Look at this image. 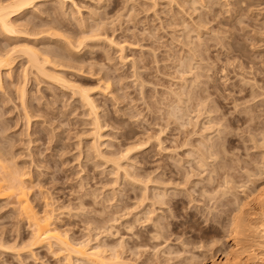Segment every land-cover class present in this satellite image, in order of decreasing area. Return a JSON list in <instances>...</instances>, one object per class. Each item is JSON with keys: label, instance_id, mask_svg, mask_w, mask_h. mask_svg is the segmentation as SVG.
<instances>
[{"label": "rangeland", "instance_id": "1", "mask_svg": "<svg viewBox=\"0 0 264 264\" xmlns=\"http://www.w3.org/2000/svg\"><path fill=\"white\" fill-rule=\"evenodd\" d=\"M74 1V6L71 3H67L63 8L58 1L48 2L39 7L42 10L41 12H39L40 10H37L38 12L34 10V14H30L29 17L35 19L36 23L39 25L43 24V28L39 26L40 30L43 31L52 28V26L49 29L47 27L55 18L60 22V27L57 26L59 32L55 28L56 32H58V37H60L52 39L44 34L42 36H46L45 43L41 40L42 42L39 41L37 45L40 43L39 46L43 47L55 45L52 49L65 52V43L69 38L70 40L73 39V41L77 38L75 41H78L84 31H93L96 28V31H98L96 33H99V37L103 36V34V37H108V35L109 38L112 37L113 42H115L114 46L112 43L109 45L106 40L103 41L106 38L102 39L101 37L98 42L97 37L92 39V41L96 40L95 43L88 42L89 47L76 49L73 53L77 51L76 56L74 54V59L77 62H72V65L77 67L81 64L79 67H86L83 68L84 73L79 70L78 72L76 70H73L74 72L67 70L65 78L72 82V84L69 83L70 89L69 86L64 88L60 85L41 84L42 81L37 83L39 81L31 80L27 87V103L28 106H31L27 110L28 113L26 110L24 111V107L18 98L19 91H17V88L19 90L20 87L16 83V85L10 86L11 81L9 82L6 79L8 83L5 84V89L0 90V149H4V157H6L4 163H7V165L10 163L9 166L12 167L9 168L10 171L19 169V172L29 173L30 180H27L26 186L30 185L29 187L33 188H31V192L29 190L30 202H33V206L38 211H42L45 208L47 200L53 207L55 205L53 210L57 208V212H54V214L56 213L57 226L60 227L62 232L68 233L67 235L73 241L88 242L92 239V247L102 244L107 246L111 242L114 243V241L115 244H119L122 240H125L124 243H128L129 240H132V232L134 233L133 236L139 234L142 240L147 241L146 239H148L150 241L149 233H160L162 227L166 232L165 229L169 228L170 230L173 229L172 232L174 231L173 233L175 234L168 229V234H165L166 237L163 235L165 239L162 237L157 240L163 244L156 242L158 246L160 245L156 249L160 250L159 252L161 253H155L157 252L156 249L152 252L153 248L149 249V247L143 248V250L141 248V251L149 253L148 256L151 257L152 261L156 260L157 262L159 256V260L162 263L164 262L163 264H175L185 258L189 259V261L190 258L191 260L194 258L196 261L193 259L191 263L200 264L203 257L207 256L206 253L210 254L206 247L209 249L212 244L211 247H214L213 251H216L218 247L222 249L230 245L229 236H227L230 222L224 216L225 214L221 215L222 212L218 211L219 209L222 211V205H225V208H236L235 196V201L231 200L233 203L230 201L231 193H228L230 196L226 195V200L224 199L225 196L221 199L222 196L220 194L218 198H213L215 200L212 199L218 192L212 194V191L216 188V183L218 184L221 179L218 177L215 180L213 179L218 173H212V176L209 174L211 172L210 169H213L211 165L218 166L216 164H219L220 157H222V160L226 158V163L230 159L233 160L227 163L228 165H232V163L236 166L241 165V169L235 167L238 169V173L249 165L250 173H255L251 172V169L254 171L257 166L258 168L263 167L261 160H264V144L262 142L264 140V0ZM55 13L60 16H55ZM44 22H49L50 24L48 23L49 25L47 26V23ZM100 23H102L101 26L97 28ZM203 24L205 26H202ZM102 26L105 27L103 28ZM55 29L53 30L55 31ZM99 29H102V31ZM65 38L68 39L66 40ZM1 42L2 47L7 43L3 40ZM115 44L119 45L116 46ZM62 45L65 46L63 47ZM122 46L124 47L123 51H121ZM39 48L41 49L42 47ZM83 62L86 63L83 64ZM15 69L13 80L16 81V78L21 77L23 68L18 64ZM93 69H95V72ZM91 73H93V76L96 75V77H93ZM189 73L191 75H188ZM106 78L108 80H104ZM104 81L107 82V86L110 84L108 86V88L110 87V90L108 89L109 92L105 87L106 83ZM246 83L248 86L245 85ZM74 85L75 89L77 87L80 90H90L89 94L98 108L96 112L100 114L99 122L104 126H102L104 130L100 132L102 141L95 137L96 132L94 130H96V127L93 124L95 122L93 113L79 97L80 90L79 92L77 90V94L74 93L76 91ZM241 88L244 92H240L242 91ZM250 88L256 90L258 96L261 94L263 96H257L258 99L252 97ZM257 88L260 90L263 88V90L259 91ZM207 90L210 96L206 92ZM199 92L200 94L204 93L205 100L206 96H208L207 100L210 98L209 101H205L206 104H203L209 105L210 108L212 106L213 109V106H216L215 109H218V113L205 114V109L209 107L202 108L205 105L201 104V99L192 102L190 98L197 96ZM188 93H192V95ZM181 99L186 101L187 104L184 102L180 103L182 102L180 101ZM236 102L239 107H237ZM184 104L187 107L192 105L190 107L194 111L187 108L189 113L184 111L186 114L184 113L183 115L181 112L186 109ZM252 106H254V113L250 112L252 115L249 116L246 109ZM177 107L178 109L181 107L178 111H180L182 117L178 115L177 109L174 111ZM25 113L32 116L28 122ZM174 114L179 116L180 119H177L179 117ZM247 119L250 120V124L246 122L249 121ZM223 125L226 127L224 128ZM249 125L250 129H248ZM253 127L255 130H253ZM223 129H226L224 131L225 134L227 132V136L224 135ZM219 130L223 134L219 133ZM219 134L220 137L218 136ZM217 136L218 138L215 139ZM204 137L206 138L205 141L211 138L216 142L220 138L225 137L226 139H224L227 141L220 139L216 144L218 145L223 141L221 144H225V147L228 148L227 154L230 157L220 155L219 160L216 159L219 162L213 163L215 157L209 161L210 164L213 163L211 165L208 163L211 168L208 166V168L200 167L199 160L202 159V155L200 156L201 159H199L200 152L205 154L206 151V148H204L205 151H202L200 145L203 143L204 147L207 145L203 140ZM96 145L104 156L100 157L96 154L94 150ZM133 147L136 151L133 149L126 160L127 162L125 160L123 162L120 157L123 158L122 155H125L124 150ZM247 147L248 150L245 151ZM247 153L250 156H247ZM241 157L244 161L247 157V159L250 158L248 160L249 164L247 163L246 165L242 159H239L242 164L237 165V163L239 164L237 158ZM118 159L122 160L120 162L124 166L122 167L123 170H116L117 168L111 162ZM200 164L202 163L200 162ZM260 164L262 167L259 166ZM259 169L257 170L259 171ZM259 172H257L258 175ZM238 173L231 171V174L235 175V179L240 176ZM211 179L214 182H211ZM238 179L234 180L238 185L232 183L229 187L238 188V191L236 189L237 195L241 199L246 189L243 190L245 185H243L241 179ZM239 181L240 185H243L241 188H239ZM32 183L34 184L32 185ZM208 183L211 184L213 189L210 188ZM204 187L210 190L209 192L211 193L207 192L206 194L207 190ZM233 187L231 188L232 191L228 190V192H234L232 193L234 195L237 192L233 191ZM217 188H219L218 185ZM204 190L205 192H203ZM156 193L163 195L162 197L164 198L161 200L165 203L160 200L161 195L158 197ZM155 198L157 200L159 198L163 204H160ZM210 198L211 201L220 202L218 204L216 202L213 203ZM5 200H0V245H2L0 246V264H65V258L59 255V261L57 259L59 257L55 256L56 253L53 252L54 254H52V251L50 252L47 246L34 249V251L31 249L20 250L22 245H26L24 244L25 242H29L30 239L28 238L31 236V231L27 221H23L20 216L18 217V211L10 204L11 201ZM141 200L143 201L141 202ZM222 200H225V202ZM154 201L155 203L153 204ZM226 201L231 206H228ZM220 203L221 206L217 207ZM79 204H82V207ZM215 204L216 207H213ZM214 208L219 209L218 211L216 209L213 211ZM211 209L213 213H219L222 219L224 216L225 219L223 220L226 226L218 228V236L215 238L213 236L217 234L213 235L212 233L215 232L210 231L206 235V237L209 236L207 239L204 238L205 236L202 237L204 234L201 232H203L205 224H207V217H209L208 219L212 218ZM204 212L212 215H202ZM130 213L132 214L129 216ZM114 216L118 218L120 216V218L118 219ZM202 216L206 217V219H202ZM112 218L116 219V221L112 220ZM150 218L153 221H150ZM135 221L140 223L135 224L136 226H133L135 228L134 230L132 228L133 231L131 232L128 230L131 229L129 228L130 226L127 227V225L129 223L133 225ZM209 222L211 223V220ZM209 222L208 224H210ZM143 225L144 227H142ZM160 226L162 227L159 228ZM97 227L100 228V231H98L99 228ZM107 227L110 229L109 232H107ZM200 227L203 229L201 230ZM223 227L225 230L222 229ZM112 232L114 236H112ZM169 233L173 235L171 234L170 237ZM220 234L223 235L220 236ZM128 235L130 237L126 238ZM133 236L132 238L135 237ZM219 236L221 239H219ZM210 238L213 241L210 240L212 243L208 241ZM178 240L182 241L181 244ZM215 240L216 242H214ZM184 241H190L191 244L185 246L184 244L187 243ZM205 242L207 243L205 244ZM154 244L153 242L152 245ZM15 245H18L19 249L18 246L14 248L16 247ZM200 246H202V249ZM180 247L184 248V250L187 249L188 252L180 254L182 250ZM102 248L105 249V247ZM192 249L193 252H191ZM169 250L174 251L173 253L171 252L172 255L168 253ZM179 250L180 252L176 253ZM26 252H29V254ZM130 252L126 254L128 259L134 260L136 257V261L145 260L143 256L137 255V257L131 255L132 252ZM165 252L166 256L164 255ZM153 253L157 254V256H154ZM187 254L190 255L188 256ZM154 257L157 258L154 259ZM222 258V255L220 256V253H217L216 259L221 261ZM169 260L171 261L169 262ZM75 261L76 259L73 263ZM204 261L205 258L202 264H206ZM191 263L189 262V264Z\"/></svg>", "mask_w": 264, "mask_h": 264}, {"label": "bare ground", "instance_id": "2", "mask_svg": "<svg viewBox=\"0 0 264 264\" xmlns=\"http://www.w3.org/2000/svg\"><path fill=\"white\" fill-rule=\"evenodd\" d=\"M53 1H58L59 2V4H61V7L63 8V7H65V5L67 4V3H71V4H73V6H74V3H75V1L74 0H0V42L3 40V41H6L7 43H6V47L4 48V47H2L3 45H1L0 46V90L1 89H5V84H7L8 82L6 81V79L7 80H9V82L11 81V83H10V86L11 85H14L15 83L20 87V89L18 90V88H17V91H19V93H18V98H19V100L21 101V105L24 107V111L26 110V112H27V110H28V108H30L31 106H28V103H27V95H28V92H27V87L29 86V84H30V82H31V80L33 81V79H35L34 81H39V82H37V83H41V81H42V83L41 84H44V83H50L51 85L53 84V85H60L61 87L63 86L64 88H68V86H69V83H71L72 84V82H69V79L67 80L66 78H65V75H66V72H67V70H72V72H74L75 70L78 72V70L79 71H81V72H83L84 70H83V68H85V67H83V66H81V67H79L81 64H79V63H77V64H79V66H77L76 67V65H72L73 63H76L77 61L74 59V54H75V56H76V53H77V51H76V53H73L76 49L78 50V49H81V47H83V49L84 48H87V47H89L90 45H89V43L88 42H96V40H94V41H92V39H94V38H97L98 37V39H97V41L99 42V38H101L102 37V39L103 38H106V39H104L103 41H105L106 40V42H108V44L110 45V43H112V45L114 46V43L115 42H113V39H112V37L111 38H109V35H108V37H103L104 36V34H103V36L101 35V37H99L100 35H99V33H96V32H98V31H96V28L92 31H84L83 32V37H82V35H81V39H79L78 41H75L76 39H74V41H73V39H71L70 40V38H69V40L65 43L66 44V46L64 47L63 45V47H64V51L65 52H63V51H58V50H54V49H52V47H54L53 45H52V47H48L47 45V47L49 48H47L46 46H39L40 44H38L37 45V43H39V41H44L43 43H45V37L47 36V37H50V38H55V37H58V32H59V28L57 29V26H59L60 24V22L57 20V18H55L54 19V21L52 22L53 23V25H52V23L50 24L49 22H44V23H47V26H44V27H47L48 29L50 28V26H52V28H50L49 30H40L41 28L39 27V26H41L42 28H43V24L41 25H39L38 23H36V21H35V19H32V18H30L29 16H30V14H32L33 13V11L35 10V11H39L40 9H39V7L41 6V5H43V4H46V3H48V2H53ZM171 1V0H170ZM54 4H56V3H54ZM67 7V6H66ZM76 7H77V5H76ZM61 8V9H62ZM73 8V7H72ZM78 9V8H77ZM76 9V10H77ZM56 10V9H55ZM59 10V9H58ZM64 10V9H63ZM37 11V12H38ZM42 10H40L39 12H41ZM79 11V10H78ZM61 12V11H60ZM71 12H72V10H71ZM69 13V12H68ZM67 13V14H68ZM34 14V13H33ZM32 14V15H33ZM37 14H40V13H37ZM56 14V13H55ZM81 14V13H80ZM57 15H59V14H56L55 16H57ZM77 15V14H76ZM41 16V15H40ZM40 16H38V17H40ZM60 16V15H59ZM58 16V17H59ZM67 16V15H66ZM65 16V17H66ZM75 16V15H74ZM74 16H73V18H74ZM47 17V16H46ZM50 17H51V15H50ZM96 17V16H95ZM42 18V17H41ZM40 18V19H41ZM94 18V17H93ZM65 20V19H64ZM199 20V19H198ZM82 21V20H81ZM93 21V20H92ZM99 21V20H98ZM97 21V22H98ZM204 21V20H203ZM84 22V21H83ZM82 22V23H83ZM101 22V21H100ZM103 22V21H102ZM43 23V22H42ZM49 23V24H48ZM70 23V22H69ZM80 23V22H79ZM78 23V24H79ZM89 23V22H88ZM184 23V22H183ZM101 24L102 23H100V24H98V25H96V26H98L97 28H99L100 26H101ZM104 24V23H103ZM171 24V23H170ZM186 24V23H185ZM46 25V24H45ZM184 25V24H183ZM181 26V25H180ZM202 26H205V24H203ZM60 27V26H59ZM84 27V26H83ZM103 27V26H102ZM105 27V26H104ZM103 27V28H104ZM106 27H107V25H106ZM58 30V32H56L57 30ZM102 28V29H103ZM53 29H55V31L53 30ZM81 29V28H80ZM87 29V28H86ZM90 29V28H89ZM102 29L100 30V31H102ZM106 29V28H105ZM104 29V30H105ZM52 31V32H51ZM79 31H81V30H79ZM95 32V33H94ZM44 34H46V36L44 37V36H42V35H44ZM61 34V33H60ZM59 34V35H60ZM77 34V33H76ZM75 34V35H76ZM97 34H98V36H97ZM40 36H42L41 38H40ZM38 37V38H37ZM60 37V36H59ZM58 37V38H59ZM65 37V36H64ZM37 38V39H36ZM67 38V39H68ZM72 38V37H71ZM66 39V38H65ZM66 39V40H67ZM41 41V42H42ZM49 41H51V40H49ZM102 41V40H101ZM100 41V42H101ZM52 42V41H51ZM97 42V43H98ZM118 42V41H117ZM2 43V42H1ZM50 43V42H49ZM93 43V44H94ZM96 43V45H98ZM138 43V42H137ZM195 43V42H194ZM3 44V43H2ZM47 44V43H46ZM53 44H54V42H53ZM104 44H105V42H104ZM121 44V43H120ZM125 44H126V42H125ZM133 44V43H132ZM31 45H33V46H31ZM43 45V44H42ZM89 45V46H88ZM116 45V44H115ZM119 45V44H118ZM118 45H116V46H118ZM190 45V44H189ZM188 45V46H189ZM42 47L41 49L39 48V47ZM51 46V45H50ZM126 47V46H125ZM132 47V46H131ZM134 47V46H133ZM45 48V49H44ZM121 48V47H120ZM123 46H122V48H121V51H123ZM222 48H223V46H222ZM60 49V48H59ZM119 49V48H118ZM94 50V49H93ZM207 52V51H206ZM204 53V52H203ZM124 54V53H123ZM80 55V54H79ZM124 56H126V55H124ZM79 58V57H78ZM198 58V57H197ZM20 59V60H19ZM125 59V58H124ZM74 61H76V62H74ZM122 61V60H121ZM232 61V60H231ZM73 62V63H72ZM81 63V62H80ZM84 63H86V62H83V64ZM125 63V62H124ZM18 64H20L21 65V67L23 68V70H22V75H21V77L19 76V78L17 79L16 78V81L15 80H13V78H14V75H15V72H14V70H16L15 68H16V66H18ZM88 64H89V62H88ZM133 64V63H132ZM93 65V64H92ZM187 65V64H186ZM98 66V65H97ZM182 66V65H181ZM190 67H191V65H189ZM87 67H89V66H87ZM96 67V66H95ZM178 67V66H177ZM180 67V66H179ZM186 67V66H185ZM182 68V67H181ZM180 69V68H179ZM74 70V71H73ZM92 70V69H91ZM194 70V69H193ZM196 70V69H195ZM20 71V70H19ZM93 71L95 72V69H93ZM187 71H189V70H187ZM191 71V70H190ZM93 72V73H94ZM177 72V71H176ZM233 72V71H232ZM80 73V72H79ZM84 73V72H83ZM90 73V72H89ZM93 73H91L92 74V76H93ZM135 73V72H134ZM192 74H193V72H191ZM191 73H189L188 75H191ZM85 74H86V71H85ZM88 74V73H87ZM182 74V73H181ZM197 74V73H196ZM69 75V74H68ZM80 75V74H79ZM133 75H135V74H133ZM136 75H137V73H136ZM180 75V74H179ZM73 76V75H72ZM107 76V75H106ZM105 76V77H106ZM238 76V75H237ZM93 77H96V75L95 76H93ZM109 77V76H108ZM107 77V78H108ZM200 77V76H199ZM241 77V76H240ZM104 79V80H108V79ZM143 79V78H142ZM194 79V78H193ZM13 80V81H12ZM110 80V79H109ZM140 80V79H139ZM244 80H245V78H244ZM254 80V79H253ZM43 81H45V82H43ZM71 81V80H70ZM103 81V80H102ZM143 81V80H142ZM248 81H251V80H248ZM256 81V80H255ZM6 82V83H5ZM75 83V82H74ZM104 83H106V85H105V87H106V89L108 90H110V87L108 88V86L110 85H108L107 86V82H105L104 81ZM251 83V82H250ZM15 84V85H16ZM50 84H48V85H50ZM196 84V83H195ZM252 84V83H251ZM256 84H257V82H256ZM255 84V85H256ZM50 85V86H51ZM76 85V84H75ZM75 85H74V89H75ZM144 85V84H143ZM203 85V84H202ZM246 86H248L247 85V83L245 84ZM250 85V84H249ZM258 85V84H257ZM257 85H256V87H257ZM254 86V85H253ZM15 87H17V86H15ZM71 87H73V85H71ZM100 87V86H99ZM144 87V86H143ZM197 87V86H196ZM250 87V86H249ZM252 87V86H251ZM63 88V89H64ZM82 88V87H81ZM84 88V87H83ZM104 88V87H103ZM246 88V87H245ZM259 88H261V87H259ZM259 88H257V89H259ZM69 89H70V86H69ZM88 89V88H87ZM105 89V88H104ZM103 89V90H104ZM192 89V88H191ZM249 89V88H248ZM251 89V88H250ZM7 90V89H6ZM76 90V91H75ZM73 92L75 93V94H77L76 92H77V90H78V92H79V88H77L76 87V89H75ZM109 90H108V92H109ZM241 90H242V88H241ZM246 90V89H245ZM252 90V89H251ZM263 90V88L260 90L259 89V91H262ZM16 91V92H17ZM70 91V90H69ZM89 89L88 90H84V89H82V90H80V98H81V100H82V102L83 103H85V105L86 106H88L89 108H90V111H91V113H93V116H94V121L95 122H93V124H95V126L94 127H96V130H94L96 133V136H95V134H94V136L95 137H98L97 139L100 141L101 140V138H102V135H101V131H103L104 130V126H103V124H100V120H99V118H100V114H98V112H96V110L98 109L97 108V106H96V104H95V101H94V99L92 98V96L89 94ZM105 91V90H104ZM175 91V90H174ZM248 91V90H247ZM258 91V90H257ZM191 92V91H190ZM207 93H208V90L206 91ZM240 92H244V90H242V91H240ZM250 92V91H249ZM264 92V91H263ZM262 92V93H263ZM251 93V92H250ZM7 94V93H6ZM188 94H191L192 95V93H188ZM188 94H187V96H188ZM209 94V93H208ZM249 94V93H248ZM260 94H261V92H260ZM144 95V94H143ZM181 95V94H180ZM191 95H190V97H191ZM193 95H194V93H193ZM196 95V94H195ZM262 95V94H261ZM261 95L260 96H258V94H257V92H256V90H252V97H255V98H257L258 99V97H261ZM77 96V95H76ZM177 96V95H176ZM209 96H210V94H209ZM212 96V95H211ZM248 96H250V95H248ZM258 96V97H257ZM263 96V95H262ZM190 97H188V98H190ZM195 97H197L195 100H194V98ZM207 97L208 96H206V100H207ZM251 97V98H252ZM29 98V97H28ZM181 98H183V97H181ZM185 98V97H184ZM188 98H187V100H188ZM193 98V99H192ZM191 100H192V102L193 101H196L197 99L199 100V99H201V104H203V103H205V96H204V93L203 94H200V92H199V94L197 95V96H192L191 98H190ZM210 99V98H209ZM209 99L207 100V101H209ZM183 99H181L180 101H182ZM191 100H189L190 102H191ZM203 100H204V102H203ZM249 100V99H248ZM253 100H254V98H253ZM180 101H178V102H180ZM246 101V100H245ZM186 103V101H182V102H180V103ZM191 102V103H192ZM212 102V101H211ZM239 102V101H238ZM241 102V101H240ZM237 103V102H236ZM250 103V102H249ZM174 104H176V103H174ZM187 104V103H186ZM186 104H184L186 107V109L187 108H190V110H192V107H190V106H192V105H190V106H188L187 107V105ZM201 104H198V105H201ZM206 104V103H205ZM205 104H203V105H205ZM209 104H210V102H209ZM247 104V103H246ZM245 104V105H246ZM256 104V103H255ZM183 105V104H182ZM188 105H189V102H188ZM234 105L236 106V104H235V102H234ZM239 105H242V104H239ZM83 106V105H82ZM179 106H181V105H179ZM202 106V105H201ZM209 107V108H206V107ZM232 106H233V104H232ZM243 106V105H242ZM87 107V108H88ZM182 107H184V106H182ZM199 108H201L200 106H198ZM214 107V109L212 108V106H211V108H210V106L209 105H205V106H203L202 108H206L205 110V114L207 113V114H210V113H215V112H217L218 113V109H215L216 108V106H213ZM237 107H239L238 106V103H237ZM237 107H234V108H237ZM245 107V106H244ZM254 106H252L251 108L250 107H248L246 110V112L248 113V115L250 116V115H252L253 113H254V108H253ZM181 108V107H180ZM179 108V109H180ZM184 108V109H185ZM218 108V107H217ZM173 109V108H172ZM177 109V111L179 110L178 109V107L177 108H175L174 109V111ZM183 109V108H182ZM183 110V112H181L183 115H184V113L186 112H188V109L187 110ZM196 109V108H195ZM238 109V108H237ZM199 110V109H198ZM174 111H173V113H174ZM176 111V112H177ZM182 111V110H181ZM185 111V112H184ZM192 111H194V110H192ZM172 112V111H171ZM201 112V111H200ZM221 112V111H220ZM250 112H252V114H250ZM28 113V112H27ZM90 113V114H91ZM178 113V115H181V117H182V114H180V111H178L177 112ZM177 113H175L176 115H177ZM185 113V114H186ZM189 113V112H188ZM195 113H197V112H195ZM204 113V112H203ZM26 114V113H25ZM174 114V115H175ZM201 114V113H200ZM175 115V116H176ZM189 115V114H188ZM247 115V116H248ZM26 116V118H27V122L28 121H30V119L32 118V116H30L29 114H26L25 115ZM92 116V115H91ZM92 116V117H93ZM211 116H212V114H211ZM35 117V116H34ZM176 117H179V116H176ZM189 117V116H188ZM197 117V116H196ZM199 117V116H198ZM203 117V116H202ZM171 118V117H170ZM184 118V117H183ZM200 118V117H199ZM198 118V119H199ZM249 119H250V117H248ZM92 119V118H91ZM177 119H180V117L179 118H177ZM208 119V118H207ZM222 119V118H221ZM249 119H247V120H249ZM189 120V119H188ZM193 120V119H192ZM179 121V120H178ZM177 121V122H178ZM199 121V120H198ZM184 122V121H183ZM247 123L249 122V124H250V120L249 121H246ZM192 123V122H191ZM210 123V122H209ZM216 124V123H215ZM29 125H30V123H29ZM210 125V124H209ZM219 125V124H218ZM229 125V124H228ZM227 125V126H228ZM230 125H231V123H230ZM229 125V126H230ZM103 126V127H102ZM182 126V125H181ZM184 126V125H183ZM195 126V125H194ZM215 126V125H214ZM224 126V125H223ZM246 126H247V124H246ZM197 127V126H196ZM226 126H224V128H225ZM228 128V127H227ZM226 128V129H227ZM229 128H231V127H229ZM226 129H223V131L224 130H226ZM248 129H250V125H249V128ZM211 130V129H210ZM253 130H255V128L253 127ZM220 131V130H219ZM210 132V131H209ZM264 132V131H263ZM162 133V132H161ZM211 133V132H210ZM219 133H221V134H223L222 133V131H220ZM103 134V133H102ZM202 134V133H201ZM205 134V133H204ZM203 134V135H204ZM214 134V133H213ZM216 134H218V133H216ZM247 134H249V133H247ZM257 134V133H256ZM263 134V133H262ZM197 135V134H196ZM224 135H226L227 136V132H226V134H225V131H224ZM264 135V134H263ZM205 136V135H204ZM219 137H220V134L218 135ZM218 136L217 137H215V139L216 138H218ZM223 136V135H222ZM229 136V135H228ZM261 136V135H260ZM259 136V137H260ZM207 137V136H206ZM263 137V136H262ZM205 138V137H204ZM203 138V140L205 141L206 140V138L204 139ZM225 138V137H224ZM223 137L222 138H220V139H223L224 141H227V140H225ZM253 138H254V136H253ZM214 139V138H213ZM219 139V140H220ZM255 139V138H254ZM254 139H252V140H254ZM218 140V139H217ZM219 140H218V142H219ZM251 140V139H250ZM95 141V140H94ZM102 141V140H101ZM214 140H212L211 138H208V140L207 141H205L206 142V147H204V143L202 144V145H200V149L202 150V151H205V149L204 148H206V151H205V154L203 153H201L200 151H198V152H200V155H199V159H201L200 158V156L202 157V159L201 160H199V166L201 167V166H204V167H206V168H211V166H213V169L211 168L210 170H211V172L209 173V174H211V176H212V173H218L217 175H216V177H214L213 179L215 180L217 177L219 178V179H221L220 180V182H218V184L216 183V188H217V185H218V187L221 189H219V188H217V190H216V188L215 189H213V188H211V182H214V180L213 179H211L210 181H208V182H210L211 184H209L210 185V188L211 189H213V191H215V192H213L212 191V194L213 193H216L217 191V193L215 194V196H213L212 197V199L215 197V198H218L219 197V194H220V196H222L221 197V199L225 196V200H226V195H228V193H231V195L232 196H230V195H228V196H230V201L231 200H234V196H235V207L236 208H232V207H228V206H231V204L230 205H228V203H227V201H226V203H227V207L228 208H225V205H222V207H223V209H222V211H220L221 209H219V211H218V209L217 208H214V210L213 211H215V209L218 211V212H222L221 213V215L222 214H225L224 216H226L227 218H228V220H229V222H230V226H229V228H228V226H227V228H228V230H229V234H227V236H229L228 238H229V248L228 247H225V248H222V249H220L219 247L216 249V251H213V249H214V247L212 248L211 247V245H210V247H209V249L206 247V249H207V251L210 253L209 255H208V253H206V257H203V260H204V258H205V261L204 262H206V264H264V160H261L263 163H262V165H263V167H262V165L260 164L259 166H261L262 168H258V166H257V168L255 169V170H257V169H259V171L257 170V171H252L253 169H251V172H255V173H250V165L249 166H246V167H244V166H242V167H244V171L242 170V172H240L239 171V173H238V169H236L235 167H239V169H241L240 168V163L242 164V161L240 162L239 161V159L241 160L242 159V157L241 158H237L238 160H237V162H239V164L237 163V165H240V166H236V165H233V163H232V165H233V167H232V165L231 164H227V163H229V162H231V161H233V160H231L230 159V161L228 162L227 161V163L225 162L226 161V158H225V160L223 159L222 160V157H220V159L222 160H220V162L219 161H217L216 159H218L219 160V156L220 155H223L224 157L227 155L228 156V154H227V152L229 151L228 150V148H226L225 147V144H221V142H223V141H221L220 142V144H216V143H218V142H216V141H214L215 142V144H214V142H213ZM162 142V141H161ZM252 142V141H251ZM262 142H263V144H264V140H262ZM193 143V142H192ZM228 143V142H227ZM261 143V142H260ZM97 144V143H96ZM147 144V143H146ZM163 144V143H162ZM161 144V145H162ZM247 144H249V143H247ZM253 144H255V143H253ZM259 145V144H258ZM184 146V145H183ZM201 146H202V148L204 149H202L201 148ZM229 146H230V144H229ZM101 147V146H100ZM138 147V146H137ZM228 147V146H227ZM100 148L96 145V146H94V150H95V152H96V154L97 155H99L100 157L101 156H104L101 152H100V150H99ZM133 149H134V147L133 148H130V149H128V150H124V154L125 155H122L123 156V158L122 157H120L122 160H123V162H125L128 158H129V156H130V154H131V152L133 151ZM250 149V148H249ZM135 150V149H134ZM228 150V151H227ZM246 150H248V147H247V149L245 148V151ZM257 150V149H256ZM136 151V150H135ZM195 151V150H194ZM231 151V150H230ZM197 152V153H198ZM237 152V151H236ZM8 154V153H7ZM123 154V153H122ZM230 154H231V152H230ZM249 153H247L246 155L247 156H250V154L248 155ZM4 149L2 150V149H0V200H5V199H7V200H10L11 201V205H13V207L18 211V217L20 216V218L24 221H27V225H29L28 227H29V230L31 231V236H30V238H28V239H30L29 240V242L28 243H24V244H26V245H22L21 247H20V250L22 249H31V250H33L34 251V249H37V248H40V247H42V246H47L48 247V249L50 250V252L52 253V254H54V253H56L55 254V256H57V257H59V258H57L58 260L60 259V256H62V257H64L65 258V264H75L76 262H77V264H163L162 262H160V258H159V256H158V261L156 262V260L155 261H152L150 258L151 257H149L148 256V254L146 253V252H143V251H141V248H142V250H143V248H148L149 247V249L151 248H153L152 249V252L153 251H155V249L156 248H158V247H160V245L158 246V244H156V242L157 243H159L160 241H157V240H159V238H164V236H165V234H168V232H167V230L169 229H165L166 230V232L164 231V229H163V227L162 226H160L159 228H161L162 227V229L160 230V233H149L148 235H149V237H150V241H148V239H146L147 241H144V239L142 240L141 238H140V236H139V234L137 235H134L133 236V230H134V228L135 227H133L135 224H138V223H140L139 221H138V223L135 221V223L133 224V225H131V223H129L128 225H127V227L128 226H130L129 228H131V229H128V230H130L131 232H132V236L134 237V238H132V236H131V239L132 240H129L128 241V243H124V241L125 240H122V241H120V243L119 244H115V241H114V243H110V244H108L107 246H103L104 244H102V245H97V246H94V247H92L91 246V243H92V239H91V241L89 240L88 242L86 241V242H76V241H73L72 239H70L69 238V236L67 235L68 233H64V231L62 232V230L60 229V227H58L57 226V222H56V217H55V215H56V213L54 214V212H57V208L55 209V210H53L54 209V207H55V205H54V207L52 206V204H50V202L48 203V200L46 201L47 203H45L46 205H45V208L42 210V211H38V209L36 210V208L33 206V202L31 203L30 202V195H29V193L31 192V190L33 189L32 187H27L26 186V182H27V180H30L29 178H30V175H29V173H27V172H25V173H22V172H19L18 170H16V171H10L9 170V168H12L11 166H9V164L10 163H8V165H7V163H4L5 162V158L6 157H4ZM96 155V156H97ZM194 155V154H193ZM233 155V154H232ZM7 156V155H6ZM196 156V155H195ZM226 156V157H227ZM214 157H215V159H214ZM217 157V158H216ZM228 157H230V156H228ZM234 157V156H233ZM244 157V156H243ZM246 157V156H245ZM8 158V157H7ZM105 158H107V157H105ZM110 158V157H109ZM194 158V157H193ZM214 159V162L213 163H215L216 161L217 162H219V164H216V165H218V166H214V165H211V164H213V163H211L210 164V160H213ZM248 158V157H247ZM245 159V164L247 165V163L249 164V159ZM111 159H113V158H111ZM117 159V158H116ZM121 159H118V160H112L111 162H112V164H114L113 166H115L117 169L116 170H118V169H122V167H124V166H122L121 165V162L120 161H122ZM192 159V158H191ZM105 161H106V159H104ZM125 160V161H124ZM227 160H229V159H227ZM246 160H247V162H246ZM7 161H9V160H7ZM6 161V162H7ZM107 161H108V159H107ZM129 161H130V159H129ZM188 161V160H187ZM111 162H109V163H111ZM127 162V161H126ZM200 162L202 163V164H200ZM224 162V163H223ZM211 165V166H208L209 164ZM261 163V162H260ZM106 164V163H105ZM104 164V165H105ZM244 163H243V165H245ZM254 165V164H253ZM14 166V165H13ZM208 166V167H207ZM127 167V166H126ZM232 169H234V170H232ZM236 169V170H235ZM123 170V169H122ZM220 170V171H219ZM120 171V170H119ZM205 171H206V169H205ZM219 171V172H218ZM231 171H236V173H238V175L240 174V176L239 177H237V178H239V179H241V182L243 183V185H245V186H243V185H240V181L238 182L239 183V185H240V187L239 188H241V186H243L244 188H243V190L244 189H246V190H244L245 192H244V196H242L243 198H241V199H239V197H238V188H235V187H233V191H235V192H237V193H235L234 195L232 194V193H234V192H228V190L230 191L231 190V188L229 187V185L230 184H234L235 185V181L234 180H236L235 179V175H233V174H231ZM129 172V171H128ZM127 172V173H128ZM131 172V171H130ZM257 172H259V175H258V173ZM132 173V172H131ZM206 173V172H205ZM208 173V172H207ZM233 173V172H232ZM242 173V174H241ZM244 173V174H243ZM188 174V173H187ZM208 174V175H209ZM234 174H235V172H234ZM256 174H257V176H256ZM28 175H29V177H28ZM147 176V175H146ZM191 176V175H190ZM197 176V175H196ZM210 175H209V177L210 178H212ZM126 177V176H125ZM131 177V176H130ZM203 177V176H202ZM128 178V177H127ZM149 178V177H148ZM209 178V179H210ZM252 178H254V179H252ZM256 178V179H255ZM32 179V178H31ZM146 179V178H145ZM187 179H188V177H187ZM190 179V178H189ZM238 179V180H239ZM218 180V179H217ZM154 181V180H153ZM189 181V180H188ZM141 182V181H140ZM161 182V181H160ZM216 182V181H215ZM144 183V182H143ZM155 183V182H154ZM164 183V182H163ZM203 183V182H202ZM34 183H32V185H33ZM156 184V183H155ZM247 184H249V185H247ZM31 185V186H32ZM160 185V184H159ZM236 185H238L237 183H236ZM144 186V185H143ZM143 186H142V188H143ZM148 186V185H147ZM33 187H35V186H33ZM213 187V186H212ZM238 187V186H237ZM30 188V189H29ZM32 188V189H31ZM145 188V187H144ZM205 188V187H204ZM209 188V187H208ZM209 188V189H210ZM165 189V188H164ZM207 191H206V194H207V192H209L210 190H208L207 188H205ZM219 189V190H218ZM236 189H237V191H236ZM29 190H30V192H29ZM148 190V189H147ZM240 190V189H239ZM158 191V190H157ZM164 191V190H163ZM202 191V190H201ZM232 191V190H231ZM40 192V191H39ZM154 192V191H153ZM203 192H205V190L203 191ZM43 193V192H42ZM155 193V192H154ZM209 193H211V192H209ZM143 194V193H142ZM164 194V193H163ZM211 194V195H212ZM218 194V196H216ZM43 195V194H42ZM156 195L159 197V195H161V194H157L156 193ZM45 196H47V195H45ZM49 196V195H48ZM143 196V195H142ZM157 196H155V197H157ZM163 195H161V197H160V200L161 199H163L164 197H162ZM233 199H232V198ZM45 198V197H44ZM43 198V199H44ZM145 198H146V196H145ZM148 198V197H147ZM49 199V198H48ZM51 199V198H50ZM156 199V198H155ZM202 199H204V198H202ZM144 200V199H143ZM143 200H141V202L143 201ZM147 200V199H146ZM157 200V199H156ZM160 200H159V198H158V200L157 201H159V203L161 204L162 202L163 203H165L164 201H162V202H160ZM165 200V199H164ZM213 200H215V199H213ZM220 200V199H219ZM218 200V201H219ZM225 200H222L223 202H225ZM6 201V200H5ZM51 201V200H50ZM52 201H53V198H52ZM51 201V202H52ZM210 201H211V198H210ZM229 201V202H230ZM54 202V201H53ZM52 202V203H53ZM82 202V201H81ZM146 202V201H145ZM211 202H216L217 204L220 202H217V201H211ZM223 202H221V203H223ZM232 202V201H231ZM155 203V201L153 202V204ZM162 203V204H163ZM206 203V202H205ZM221 203H220V205H217V207H220L221 206ZM225 203V204H226ZM233 203V202H232ZM141 204V203H140ZM80 205V204H79ZM82 205V204H81ZM80 205V206H81ZM209 205H211V204H209ZM238 205V206H237ZM42 206V205H41ZM86 206V205H85ZM84 206V207H85ZM141 206H143V205H141ZM212 206V205H211ZM82 207V206H81ZM153 207V206H152ZM161 207V206H160ZM163 207V206H162ZM165 207V206H164ZM213 207H216V204L215 205H213ZM61 208V207H60ZM81 209V208H80ZM155 209V208H154ZM159 209V208H158ZM213 209V208H212ZM212 209H211V211H212ZM15 210V211H16ZM58 210H59V208H58ZM127 210H128V207H127ZM126 210V211H127ZM200 210V209H199ZM208 210H210V209H208ZM155 211V210H154ZM213 211H212V213H213ZM124 212H125V210H124ZM130 212V211H129ZM200 212V211H199ZM208 212V211H207ZM122 213V212H121ZM133 213V212H132ZM132 213H130L129 214V216L132 214ZM163 213V212H162ZM211 213V212H210ZM157 214V213H156ZM203 214H205V212L204 213H202V215ZM17 215V214H16ZM100 215V214H99ZM119 215V214H118ZM124 215V214H123ZM122 215V216H123ZM134 215V214H133ZM150 215V214H149ZM153 215H154V213H153ZM200 215V214H199ZM206 216H211L212 214H205ZM219 216V213L218 214H215V213H213V215H212V218H210V219H208L209 217H207V219H206V217L204 218L203 216H202V219L204 218V220L206 219V222H207V224H205V228H204V230H203V232H201L202 234H204L202 237H204V238H207L208 239V237H206V235L211 231H213V232H215V233H212L213 235L214 234H217V235H215V236H213L214 238L215 237H217L218 236V228H220V226L222 227V226H226V223H224V220L223 219H225L224 218V216H223V219H222V216ZM117 216V215H116ZM139 216V215H138ZM158 216V215H157ZM166 216V215H165ZM115 217V216H114ZM125 217H127V216H125ZM115 218H118V217H115ZM119 218H120V216H119ZM118 218V219H119ZM123 218V217H122ZM135 218V217H134ZM137 218V217H136ZM139 219H140V217H138ZM146 218V217H145ZM148 219H149V217H147ZM154 218V217H153ZM58 219V218H57ZM88 219V218H87ZM138 219V220H139ZM147 219V220H148ZM20 220V219H19ZM103 220V219H102ZM109 220V219H108ZM112 220H114L113 218H112ZM123 220H124V218H123ZM143 220V219H142ZM147 220H145V221H147ZM211 220V223L209 222ZM91 221V220H90ZM114 221H116V219L114 220ZM118 221V220H117ZM144 221V220H143ZM142 221V222H143ZM149 221V220H148ZM150 221H153V220H151V218H150ZM149 221V222H150ZM226 221V220H225ZM105 222V221H104ZM141 222V223H142ZM148 222V223H149ZM208 222L210 223V224H208ZM229 222H227L228 224H229ZM26 223V222H25ZM111 223H112V221H111ZM117 223V222H116ZM144 223V222H143ZM160 223V222H159ZM95 224V223H94ZM109 224H110V222H109ZM118 224V223H117ZM126 224V223H125ZM154 224H156V223H154ZM184 224V223H183ZM108 225V224H107ZM111 225V224H110ZM148 225V224H147ZM94 226V225H93ZM96 226V225H95ZM112 226V225H111ZM136 226V225H135ZM155 226V225H154ZM187 226V225H186ZM199 226H200V224H199ZM105 227V226H104ZM114 227V226H113ZM121 227V226H120ZM142 227H144V225L142 226ZM203 227V226H202ZM97 228H99V227H97ZM96 228V229H97ZM108 228V231L107 232H109L110 231V229H109V227H107ZM111 228V227H110ZM115 228V227H114ZM132 228H133V230H132ZM156 228V227H155ZM165 228V227H164ZM201 228V227H200ZM226 228V229H227ZM104 229V228H103ZM102 229V230H103ZM112 229V228H111ZM122 229V228H121ZM203 228H201V230H202ZM222 229H224V227L222 228ZM119 230V229H118ZM127 230V229H126ZM152 230V229H151ZM173 230V229H172ZM172 230H170L169 229V231H171L172 232ZM225 230V229H224ZM98 231H100V228H99V230ZM98 231H96V232H98ZM112 231V230H111ZM115 231V230H114ZM117 231V230H116ZM150 231V230H149ZM156 231H158V230H156ZM155 231V232H156ZM161 231H163V232H165V233H162ZM184 231V230H183ZM93 232V231H92ZM106 232V233H107ZM119 232V231H118ZM135 232V231H134ZM153 232V231H152ZM174 232V231H173ZM172 232V233H173ZM128 233V232H127ZM172 233H169V235H170V237H171V234ZM119 234V233H118ZM151 234V235H150ZM173 234H175V233H173ZM172 234V235H173ZM99 235V234H98ZM116 235V234H115ZM147 235V234H146ZM164 235V236H163ZM223 234H220V236H222ZM109 236V235H108ZM112 236H114L113 235V232H112ZM119 236V235H118ZM124 236V235H123ZM127 236V235H126ZM125 236V237H126ZM159 236H161V237H159ZM189 236V235H188ZM211 237H212V235H210ZM219 236V239H221V237ZM97 237V236H96ZM122 237V236H121ZM124 237V238H125ZM130 236L128 235V237H126V238H129ZM166 237V236H165ZM170 237H169V239H170ZM200 237V236H199ZM224 237V236H223ZM115 238V237H114ZM173 238V237H172ZM213 238V239H214ZM98 239V238H97ZM117 239V238H116ZM165 239V238H164ZM163 239V240H164ZM167 239H168V237H167ZM166 239V240H167ZM179 239V238H178ZM200 239H201V237H200ZM218 239V238H217ZM216 239V240H217ZM110 240V239H109ZM120 240V239H119ZM161 240V239H160ZM171 240V239H170ZM182 240V239H181ZM212 241V239L210 238L208 241L209 242H211ZM216 240L214 241V242H216ZM27 241V240H26ZM191 241V240H190ZM190 241H184L185 243H187V244H184L185 246L187 245L188 246V244H191V242ZM201 241H202V239H201ZM203 241H205L204 239H203ZM207 241V240H206ZM219 242H220V240H218ZM217 241V242H218ZM222 241V240H221ZM100 242V241H99ZM98 242V243H99ZM104 242V241H103ZM117 242V241H116ZM153 242L155 243L154 245H152L153 244ZM162 242H164V241H162ZM173 242V241H172ZM178 242H180V244H181V242L182 241H179L178 240ZM193 242V241H192ZM213 242V241H212ZM211 242V243H212ZM107 243V242H106ZM152 243V244H151ZM168 243V242H167ZM171 243V242H170ZM199 243V242H198ZM207 242H205V244H206ZM160 244H163V243H161L160 242ZM165 244H166V242H165ZM165 244H164V246H165ZM169 244V243H168ZM193 244H194V242H193ZM202 244V243H201ZM204 244V245H205ZM208 244H210V243H208ZM219 244V243H218ZM6 245V244H5ZM9 245V244H8ZM106 245V244H105ZM184 245H182V247H184ZM213 245H214V243H213ZM0 246H2V245H0ZM16 247H14V248H17V246L18 245H15ZM174 246V245H173ZM207 246V245H206ZM215 246H216V244H215ZM220 246V245H219ZM221 246H222V244H221ZM4 247V246H3ZM10 247H12V246H10ZM102 247H105V249L104 248H102ZM163 247V246H162ZM202 246H200V248H201ZM204 247V246H203ZM5 248V247H4ZM7 248H9V247H7ZM13 248V247H12ZM11 248V249H12ZM107 248V249H106ZM164 248H166V247H164ZM198 248V247H197ZM216 248V247H215ZM226 248H228V249H226ZM10 249V250H11ZM18 249H19V246H18ZM140 249V250H139ZM159 249H161V248H159ZM167 249V248H166ZM170 249H171V247H170ZM177 249V248H176ZM179 249V248H178ZM180 249H182L181 247H180ZM196 249V248H195ZM194 249V250H195ZM202 249V248H201ZM224 249H226V250H224ZM2 250V249H1ZM15 250V249H14ZM157 250V249H156ZM173 250H174V248H173ZM182 250H184V248L182 249ZM181 250V253L180 254H182L183 252L185 253L186 251L188 252V250L186 249V250H184V251H182ZM199 250V249H198ZM26 251H28V250H26ZM32 251V252H33ZM132 253H131V252ZM145 251H146V249H145ZM160 251V250H159ZM158 250H157V252H155V253H158L159 252ZM166 251V250H165ZM168 251V250H167ZM211 251V252H210ZM213 251V252H212ZM31 252V253H32ZM54 252V253H53ZM131 253V255H135V256H137V255H140V256H143L144 257V261H141V262H139V261H136V257L134 258V260L132 261V260H130V259H128V257H126V254L127 253ZM141 252H143V253H141ZM174 252V251H170L169 250V254H171L172 255V253ZM180 252V250L179 251H177L176 253H179ZM186 252V253H187ZM190 252V251H189ZM191 252H193V249L191 250ZM13 253V252H12ZM22 254H23V252H21ZM20 253V254H21ZM26 253H28L29 254V252H26ZM31 253H30V256H31ZM155 253H153L154 254V256H157V254L155 255ZM159 253H161V252H159ZM183 253V254H184ZM185 253V254H186ZM204 253V252H203ZM217 253H220V256L222 255V260L221 261H219L218 259H216V256H217ZM14 254V253H13ZM190 254H192V253H190ZM189 254V255H190ZM36 255V254H35ZM60 255V256H59ZM151 255V254H150ZM162 255V254H161ZM165 256L167 255L166 254V252H165V254H164ZM174 255V254H173ZM188 255V254H187ZM188 255V256H189ZM219 255V254H218ZM32 256H33V254H32ZM54 256V255H53ZM164 256V257H165ZM170 256V255H169ZM168 256V257H169ZM181 256V255H180ZM183 256V255H182ZM184 256H186V255H184ZM196 256H197V254H196ZM195 256V257H196ZM204 256V255H203ZM138 257V256H137ZM142 257V258H143ZM148 257H149V259H148ZM177 257V256H176ZM179 257V256H178ZM191 257V256H190ZM189 257V258H190ZM63 258V259H64ZM76 259V261H75V263H73L74 262V260ZM140 258V257H139ZM157 258V257H156ZM155 257H154V259H156ZM181 258V257H180ZM62 259V258H61ZM153 259V260H154ZM176 259V258H175ZM177 259H179V258H177ZM194 259V258H193ZM192 259V260H193ZM142 260V259H141ZM163 260H164V258H163ZM180 260V259H179ZM191 258H190V261H189V259H183L182 261L180 260V261H178V263H175V264H189V262L191 263ZM195 260V259H194ZM203 260H202V262H203ZM60 261V260H59ZM171 260H169V262H170ZM173 261V260H172ZM196 261V260H195ZM194 261V262H195ZM155 262V263H154ZM165 262H167V261H165ZM169 262H167V263H169ZM175 262V261H174ZM188 262V263H187ZM202 262L200 263V264H202ZM62 264H64V263H62ZM191 264H193V262L191 263ZM205 264V263H204Z\"/></svg>", "mask_w": 264, "mask_h": 264}]
</instances>
